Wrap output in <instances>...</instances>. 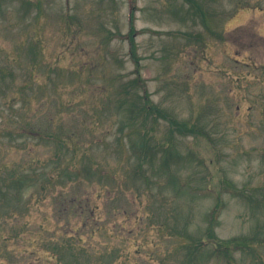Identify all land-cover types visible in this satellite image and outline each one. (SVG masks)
Instances as JSON below:
<instances>
[{"label":"rangeland","instance_id":"rangeland-1","mask_svg":"<svg viewBox=\"0 0 264 264\" xmlns=\"http://www.w3.org/2000/svg\"><path fill=\"white\" fill-rule=\"evenodd\" d=\"M189 1L0 0V175L37 173L38 162L55 151L46 140L18 138L20 125L79 144L75 164L64 163L68 168H81L82 150L106 168L100 182L81 171L78 180L40 199L28 191L20 207L8 199L24 214L8 219L0 210V264H56L47 252L50 240L81 232L76 241L89 254L79 255L81 262L102 255L101 264H175L176 239L161 222L177 221L199 237L216 202L219 239H264V0ZM201 13L210 16L214 34ZM137 75L140 96L197 129L179 133L162 117L156 124L147 120L154 140L173 139L182 155L171 166L175 174L207 188L201 198L184 194L163 205L158 192L167 176L141 198L121 184L136 164L118 124L129 122L124 90ZM228 186L239 193H227ZM254 249L237 251L230 264H264V243ZM169 251L173 256L165 260ZM199 261L227 264L211 256Z\"/></svg>","mask_w":264,"mask_h":264},{"label":"trees","instance_id":"trees-1","mask_svg":"<svg viewBox=\"0 0 264 264\" xmlns=\"http://www.w3.org/2000/svg\"><path fill=\"white\" fill-rule=\"evenodd\" d=\"M189 2L192 3L191 1ZM192 6L195 7L197 13H200V9L198 7L196 9L197 5L193 3ZM206 15L201 13L206 30L211 34H214L208 24L211 21L209 20L211 18L209 15ZM230 17L231 16L228 15L226 19H229ZM214 38L221 42L226 40L224 35L218 37L215 36ZM130 42L131 49L133 50L134 43L131 36ZM134 63L137 67V60H134ZM138 87L142 88L143 85L137 75V78L132 81L129 89L124 90L125 95H129L130 99L127 107L124 109L126 112V121L129 120V122H121L118 124L119 133L128 139L129 148L132 151V159H136L135 169L131 172L132 177H128L130 179H124L121 184L126 191H131V193L141 198L145 193H150L155 187L162 185L163 183L161 182L163 181V177L167 176L168 178L165 187H162L158 192V196L160 197V200L163 201V205L168 206L170 202H176L178 197L184 194H187L193 201L201 198L203 195L207 194V188L192 187L187 181L182 180L180 176L175 174L174 169L171 166L175 165L178 167V164L176 163L182 160L183 157H180L182 155H180L175 148L173 139L170 142L164 140L165 143L154 140L151 132L147 130V120L149 118H154L152 119V123L156 124L158 116L162 117L170 123L171 129H177L179 133H184L188 128L192 129L191 133H195L197 129L194 127L190 128L184 122H176V120L166 115L162 110L154 107L148 101V95L145 94L143 97L139 95L138 89H135ZM120 110L121 108L118 107V111ZM133 122H136L137 127L135 129H131V127L134 126ZM25 127L29 130L24 129V127L20 125L19 133H16L18 138H31L36 141L37 145L41 144V141L46 140L49 144H55V151L48 159L38 162V168L40 169L37 173L34 171L29 173L28 171L24 175L19 173H10L6 177L0 175V197L2 196L3 199L0 203V210L4 213L3 217L8 219L12 218V215L21 216L24 214L20 213V208L16 207H20V201L28 191H34L36 197L40 199L42 193L49 195L52 191H55L57 187L61 186V188H63L66 185V181L71 182L78 180L81 171L85 172L90 179L98 176V182H100V173L106 169L103 166L100 168V165L91 161L90 158L85 159L88 154L83 150L81 152V168L78 169L76 166L74 169L68 168L64 163L68 161L67 163L69 164H75V158L78 156L81 149L79 144L78 146L76 143H72L70 139L62 137L61 135H54L51 133H45V131L42 130L34 129L31 125ZM153 143L154 145H152ZM105 148L108 150L107 144L105 145ZM64 153H70L71 155L67 156L65 159ZM63 158L64 162L62 163ZM157 160L158 165L156 166ZM33 167L37 166L34 165ZM47 168L51 169L49 173L46 172ZM130 181H132V185L129 184ZM98 185L103 186L104 184L98 183ZM168 187H172V196L166 195L168 193ZM225 191L230 194L239 193V191L232 186L226 187ZM8 199H17L18 204L15 205L16 207L8 203ZM11 205L13 207H11ZM75 207V200H73L72 207H70L69 210H73ZM66 210L67 209L65 208L64 211ZM220 210L221 204L216 202L215 206L206 215V226L199 237L190 235L186 227L178 226L177 221L171 226L167 224L166 221L161 222L160 227L164 231L169 232L170 235L176 239V251L174 253L175 264H201L199 260L207 258L208 256L225 259L227 264H230L234 260V254L237 251L246 250L255 252L254 247L257 244L264 243V239H258L256 237H237L229 240L219 239L215 233V227L218 224L217 220ZM174 212L175 211L172 212V210L170 212L173 217L175 216V214H173ZM86 213L87 211H84L83 216H85ZM85 227H88V225L86 224ZM81 234L84 233H76L73 237H70L69 240L66 239L61 243H52L55 240H50L51 248L47 250V252L56 259V264H69L68 262H71L72 264H101L102 255L94 262L90 259H87L86 263L80 261L78 258L79 255H89L87 253V247L76 241L81 238ZM87 234H92V230L88 231ZM65 253H70L73 260L63 261L62 257L65 256ZM167 254H169V256H163L165 260H169L173 256V251H169ZM163 257L161 259L162 261Z\"/></svg>","mask_w":264,"mask_h":264}]
</instances>
